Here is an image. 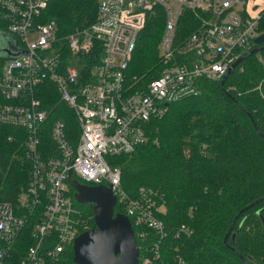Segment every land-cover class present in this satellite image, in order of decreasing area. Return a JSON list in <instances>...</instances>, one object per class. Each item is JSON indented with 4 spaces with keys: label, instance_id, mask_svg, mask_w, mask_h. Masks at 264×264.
<instances>
[{
    "label": "built area",
    "instance_id": "built-area-1",
    "mask_svg": "<svg viewBox=\"0 0 264 264\" xmlns=\"http://www.w3.org/2000/svg\"><path fill=\"white\" fill-rule=\"evenodd\" d=\"M48 2L0 0L1 29L23 51L0 65V122L23 128L31 166L16 203L0 200V264H8L31 216L33 243L18 264L56 260L91 229L75 205L69 172L81 183L111 189L114 211L137 229L140 264H165L160 252L168 236L163 192L139 187L131 195L110 158L146 143L147 122L163 115L170 102L198 94L204 79H219L228 71L259 33L264 0H99L96 18L65 34L53 18H45ZM159 10L164 14L157 43L160 68L135 86L137 78L127 82L125 70L139 32ZM184 24L191 27L187 34L179 30ZM49 83L58 90V103L75 114L79 134L74 142L59 117L46 132L57 104L43 103L44 92H51L45 87ZM46 133L54 147L44 142ZM172 234L187 235L189 229L180 226ZM174 264L187 262L177 252Z\"/></svg>",
    "mask_w": 264,
    "mask_h": 264
},
{
    "label": "trees",
    "instance_id": "trees-1",
    "mask_svg": "<svg viewBox=\"0 0 264 264\" xmlns=\"http://www.w3.org/2000/svg\"><path fill=\"white\" fill-rule=\"evenodd\" d=\"M98 2L49 0L44 16L53 18L58 32L65 34L92 22ZM163 25L164 14L159 10L139 32L125 70L127 82L134 83L136 77L134 85H143L158 74L157 42ZM2 27L0 18V30L5 31ZM179 30L187 34L191 27L184 24ZM257 30L264 32V13ZM256 46L261 48L254 51ZM221 78L204 79L198 94L170 102L163 115L147 122L146 143L132 153L110 158L120 168L121 184L131 195L139 187L163 192L167 212L162 218L168 236L160 252L165 264H174L177 252L187 264H264V41L253 40L223 84ZM45 87L51 92H44V105L53 107L57 102L46 132L50 121L59 117L65 122L67 138L76 141L79 125L74 112L66 103H58L54 84ZM47 133L43 140L48 148L54 147ZM25 134L21 127L0 122V200L12 204L27 186L31 169L25 158ZM73 178L81 181L76 175ZM75 205L92 228L89 204ZM34 221L31 216L20 232L8 264H18L33 243ZM180 226L187 227L189 234L175 237L172 231ZM72 257L70 247L45 264H76Z\"/></svg>",
    "mask_w": 264,
    "mask_h": 264
},
{
    "label": "water",
    "instance_id": "water-1",
    "mask_svg": "<svg viewBox=\"0 0 264 264\" xmlns=\"http://www.w3.org/2000/svg\"><path fill=\"white\" fill-rule=\"evenodd\" d=\"M264 41V32L254 37L255 43ZM261 46H256L257 51ZM22 49L16 46L14 37L0 30V57H15ZM239 56L222 76L226 75L241 60ZM70 186L74 189L73 198L79 204H89L93 212L94 225L80 233L72 244V260L76 264H139V250L135 233L128 217L114 211L116 198L109 187L87 185L72 178L69 172ZM242 210L236 213L227 230L224 241L229 236L234 222ZM234 236V235H233Z\"/></svg>",
    "mask_w": 264,
    "mask_h": 264
},
{
    "label": "rangeland",
    "instance_id": "rangeland-1",
    "mask_svg": "<svg viewBox=\"0 0 264 264\" xmlns=\"http://www.w3.org/2000/svg\"><path fill=\"white\" fill-rule=\"evenodd\" d=\"M158 43V42H157ZM159 68H160V66H159Z\"/></svg>",
    "mask_w": 264,
    "mask_h": 264
}]
</instances>
